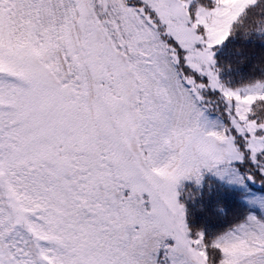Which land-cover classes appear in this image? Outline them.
Wrapping results in <instances>:
<instances>
[{
    "label": "snow or ice",
    "instance_id": "6c2138e0",
    "mask_svg": "<svg viewBox=\"0 0 264 264\" xmlns=\"http://www.w3.org/2000/svg\"><path fill=\"white\" fill-rule=\"evenodd\" d=\"M0 264H264V0H0Z\"/></svg>",
    "mask_w": 264,
    "mask_h": 264
},
{
    "label": "trees",
    "instance_id": "16d2710c",
    "mask_svg": "<svg viewBox=\"0 0 264 264\" xmlns=\"http://www.w3.org/2000/svg\"><path fill=\"white\" fill-rule=\"evenodd\" d=\"M253 54L241 51L237 52L235 46H230L229 49L226 50L224 54V59L231 61L234 66H237V62L241 56H252ZM242 71H247V67L241 69ZM218 203L216 198V194L214 193L212 196H207L203 200H197L195 204H189L187 206V212L189 215L190 222L192 224H200L205 221L206 216L215 211V205ZM203 205V211L200 210L199 206Z\"/></svg>",
    "mask_w": 264,
    "mask_h": 264
}]
</instances>
